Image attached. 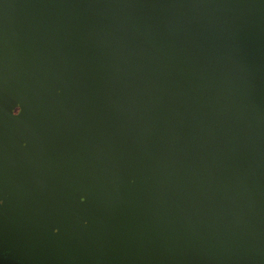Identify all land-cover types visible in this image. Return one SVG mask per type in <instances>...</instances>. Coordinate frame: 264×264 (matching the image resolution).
Wrapping results in <instances>:
<instances>
[{
    "label": "water",
    "instance_id": "water-1",
    "mask_svg": "<svg viewBox=\"0 0 264 264\" xmlns=\"http://www.w3.org/2000/svg\"><path fill=\"white\" fill-rule=\"evenodd\" d=\"M0 264H264V0H0Z\"/></svg>",
    "mask_w": 264,
    "mask_h": 264
}]
</instances>
